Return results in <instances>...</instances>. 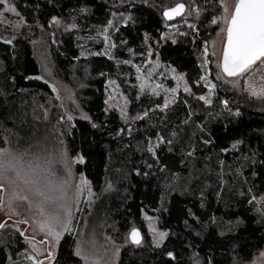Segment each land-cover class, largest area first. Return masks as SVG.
Instances as JSON below:
<instances>
[{
    "label": "trees",
    "instance_id": "1",
    "mask_svg": "<svg viewBox=\"0 0 264 264\" xmlns=\"http://www.w3.org/2000/svg\"><path fill=\"white\" fill-rule=\"evenodd\" d=\"M7 1L23 20L11 43L0 39V146L11 140L32 155L48 156L63 144L69 155L83 156L76 170L95 190L87 218L99 233L120 239L118 264L249 263L264 246V217L252 200L264 202V100L222 81L215 65L204 63L203 42L216 28L210 12L198 19L193 36L185 28L175 41L161 43L162 6L188 0ZM2 8L0 3V15ZM115 12L129 18L111 33V54L81 56L83 35ZM53 16L59 24L50 23ZM145 35L190 86L165 110L153 108L154 98L125 82L132 71L124 61L142 59ZM36 37L47 47L53 73L72 87L89 119L65 120L48 84L34 77L41 73ZM110 77L123 86L130 111L147 113L130 129L105 109ZM208 82L214 85L210 94ZM201 94L212 103L200 100ZM156 137L162 141L150 152L149 140ZM143 213H156L167 231L159 246L148 242ZM132 227L141 233L139 244L129 238ZM73 242L71 235L61 238L54 264H80ZM25 248L19 233L2 234L0 264H34L21 255Z\"/></svg>",
    "mask_w": 264,
    "mask_h": 264
},
{
    "label": "rangeland",
    "instance_id": "2",
    "mask_svg": "<svg viewBox=\"0 0 264 264\" xmlns=\"http://www.w3.org/2000/svg\"><path fill=\"white\" fill-rule=\"evenodd\" d=\"M234 4L235 0H224V5L228 8L229 12L234 7ZM171 5H164L162 9ZM197 8H199V12H197ZM13 9L14 7L5 0L0 15L1 40H12V33L19 29L21 20L16 17L15 9L14 11ZM205 12H210L209 21L216 28L210 39L203 42L202 59L204 63L211 61L216 67L215 76L219 77L222 81L240 87L253 98L264 100V97L251 95L249 89L245 86L246 80L254 82L256 86L264 84V64L258 62L251 68L248 74H238L234 77L227 76L219 67L222 61L224 43L227 39V25L223 20L225 15L224 8L220 0L186 1L184 13L180 17L172 21H165L164 29L160 35V42L162 43L167 40L175 41L179 35L185 32V28H191L193 36L198 32L196 27L197 21ZM214 17L218 19L217 23H212ZM128 18L129 16L126 13H113L110 18L111 24H109V20L104 26L96 29L93 33L87 32L83 35L81 52L84 55L103 54L109 56L114 46L111 33L115 31L119 24L125 23ZM106 27L107 32H105ZM105 36L108 37L107 41H105ZM145 42L146 52L142 55L140 61L132 62L131 60H126L130 61V63L126 64L131 66L132 72L131 74L126 73L125 82L128 86H134L138 95L147 94L154 98L156 103L153 108L165 110L179 95L189 93L190 86L187 83L184 72L176 70L172 64L160 59L153 43L150 44L148 36L146 40V35ZM34 45L36 46L37 56L41 63V73L34 77L48 84L60 104V109L64 114L65 120H68L67 117L71 116L72 120L68 121L72 123L76 117L83 118L87 114L80 106L72 87L53 73L47 47L44 46L43 41L36 37L34 38ZM96 46L100 47L96 49ZM208 73L209 70L206 69L203 80L205 83L208 79ZM181 74H183V78L179 79ZM206 85L209 94L212 93L214 87H210V85H213V83L208 82ZM185 86L189 91H184ZM53 88H55V91ZM171 89H176V91H169ZM200 96L204 95L201 94L198 97ZM166 99L169 102L165 107ZM105 109L116 112L127 129H130L134 121L137 120L132 119L133 117H141L144 114L142 111L132 112L129 110L128 95L123 86L119 84V81L113 77L108 78L106 81ZM121 110L126 112L127 119L121 117ZM59 130L60 128L58 127V133ZM161 141L162 139H158V137L150 138L148 147L151 146V152L155 151L156 146ZM60 143L62 144V140ZM17 145V143L11 140H6V143L0 146V149H6V155L8 156L20 158L26 168L38 166L36 168L39 176L37 185L45 191L47 196H51L52 199L48 200L46 196L37 195L31 186L25 185L21 180L16 179L12 173H8L6 177H0V184L4 185V188L0 190V225H2L0 226V236L6 232L19 233L26 243V248L21 252L25 260L31 261L34 264H36V261H39V264H48L46 257L48 252L51 251L54 253L52 260V264H54L60 241L56 242L55 247H53L52 238L45 231H41L39 224L49 216H62L65 207H67L72 213L71 230L62 234L61 238L64 235H71L74 238L73 253L75 256H77L75 253L79 244L82 251V255L77 256L80 259V264H118V254L122 246V242L119 241L120 239L112 236L104 229L99 233L96 224L92 226L91 220L87 218L95 190L83 172L76 170V165L82 163L79 160L81 155H69L63 144L61 148L55 149L52 154L48 155L49 157L42 154L32 155ZM81 174H83V177ZM83 180H87L88 183L84 184ZM62 181H67L63 185L65 189L63 199H61L59 191H47L49 182L52 185H60ZM21 197H26V199H22ZM254 202L257 211L260 214L264 212V207H262L264 206L263 200L256 198ZM60 205H63V207ZM41 207L43 208V212L41 211ZM142 215L145 222V230L149 237L148 242L157 246L155 240L159 239V233H167V231L158 225V215L156 213H143ZM262 216L264 217V215ZM228 224L229 222L226 223V225ZM226 228L224 226V229ZM85 255L89 257V260L86 261L83 258ZM29 257H33V259H29ZM66 264L74 263L68 262ZM247 264H264V246Z\"/></svg>",
    "mask_w": 264,
    "mask_h": 264
},
{
    "label": "snow or ice",
    "instance_id": "3",
    "mask_svg": "<svg viewBox=\"0 0 264 264\" xmlns=\"http://www.w3.org/2000/svg\"><path fill=\"white\" fill-rule=\"evenodd\" d=\"M5 0H0V3H4ZM221 5L224 8V17L223 20L226 23V35L227 39L224 43L223 48V59L220 63L219 67L222 71L230 77L237 76L238 74H248L251 68L256 65L258 62L260 64H264V0H235L234 7L229 12L228 8L224 5V0H220ZM185 5L183 3H177L172 8H165L164 17L167 19H171L179 15L184 11ZM199 12V8L196 9ZM14 11V9H13ZM81 12L86 11V8H81ZM23 20V17L20 18ZM55 22L57 24L60 23V20L53 16L50 23ZM218 19L216 17L213 18L212 23H217ZM112 21H109L111 24ZM69 28H75V24H69ZM105 32H107V27L105 28ZM108 37L105 36V41H107ZM147 40V36H146ZM7 43H11V41H6ZM131 51V49H129ZM84 53L81 52V56ZM124 63H130V61H124ZM183 78V74L179 77V79ZM219 78V77H218ZM139 79V77H138ZM204 79V77H201ZM245 86L249 89L250 94L253 96L264 97V84L256 86L254 82L245 81ZM210 87H214V85H210ZM55 91V88H53ZM171 92H175L176 89L169 90ZM184 91H189V89L185 86ZM200 100H202L205 104L212 103L210 97L200 96ZM168 100L165 101V107L168 104ZM223 104H227V101H222ZM142 115H147L144 113ZM121 117L127 119V114L124 110H121ZM85 120L89 119L87 115L83 117ZM140 117H133L132 119H139ZM68 120H72L71 116L67 117ZM96 127V125H93ZM159 139V137H158ZM171 143V141H169ZM236 143H239L237 141ZM236 144H233L232 147H235ZM150 152L152 151L151 146L148 149ZM6 149H0V177H6L8 173L14 174L16 179L21 180L25 185H29L32 187V190L37 193V195L46 196V199L51 200V196H47L45 191L42 190L38 185L37 181L39 176L36 172V168L38 166L25 167L20 158L15 156L6 155ZM155 155V153H153ZM83 156L79 157L80 162H83ZM83 177V174H81ZM67 181H62L60 185H52L49 182V186L47 191H59L61 195V199H63L65 194V189L63 185L66 184ZM84 184H87V180H83ZM109 187L111 185L109 184ZM4 188L3 184H0V190ZM22 199H26V197H21ZM252 200H256V197H252ZM251 203V201H250ZM63 207V205H60ZM264 207V206H262ZM41 211L43 212V208L41 207ZM264 215V212L261 213ZM71 210L65 207L62 216H49L45 220L41 221L39 227L41 231H45L53 241V247H55L56 242L60 241L62 234L66 232H70L71 228ZM2 226V225H0ZM166 232L159 233V239L155 240L157 246L163 243ZM129 238L132 243L139 244L141 243V236L139 230L135 227H132L129 233ZM77 256L82 255V251L77 245V250L75 253ZM169 257L173 256L172 252H168L166 254ZM54 258V253L49 251L46 259L48 260V264H52V260ZM83 258L87 261L89 260L88 256H83ZM29 259H33V257H29ZM36 264H39V261H36Z\"/></svg>",
    "mask_w": 264,
    "mask_h": 264
},
{
    "label": "water",
    "instance_id": "4",
    "mask_svg": "<svg viewBox=\"0 0 264 264\" xmlns=\"http://www.w3.org/2000/svg\"><path fill=\"white\" fill-rule=\"evenodd\" d=\"M177 3H183V2H177ZM177 3H175V4L171 5V6L165 7V8H172V7H174ZM183 4H184V3H183ZM184 5H185V4H184ZM165 8H163L162 11H161V15H162V17H163V19H164L165 21H172V20H174V19L180 17V16L184 13V11H183V12H181L179 15H177V16H175V17H172L171 19H167V18H165L164 15H163ZM184 10H185V8H184ZM223 48H224V47H223ZM222 59H223V56H222ZM221 62H222V61H221ZM130 240H131V239H130Z\"/></svg>",
    "mask_w": 264,
    "mask_h": 264
}]
</instances>
